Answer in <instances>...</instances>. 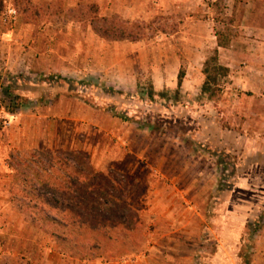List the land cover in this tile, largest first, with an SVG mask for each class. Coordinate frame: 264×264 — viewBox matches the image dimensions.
<instances>
[{"label":"rangeland","instance_id":"1","mask_svg":"<svg viewBox=\"0 0 264 264\" xmlns=\"http://www.w3.org/2000/svg\"><path fill=\"white\" fill-rule=\"evenodd\" d=\"M92 3L104 17L141 25L145 38L102 39L81 22V11ZM32 5L40 11L38 21L27 23V17L35 18ZM5 6L0 91L12 79L15 91L31 100L14 114L0 100V264H240L243 240L251 264H264V160L261 154L223 149L227 123L237 129L247 121L259 136L263 117L249 112L260 104L254 98L258 92L231 86L225 77L212 103L203 93L206 75L200 73L218 48V32L232 37L229 47H239L234 53L220 48L221 64L231 58L242 67L248 61L264 69V56L254 55L264 32L256 37L249 28L255 6L264 25V0H5ZM181 70L186 76L191 72L193 80L185 77L179 88ZM60 75L123 89L125 103L119 109L141 124L107 111L106 101L98 99L94 107L75 95L53 93L50 83ZM151 86L155 100L149 97ZM43 96L46 104L36 101ZM17 152L36 153L45 161L57 155L76 161L70 155L76 153L78 164L90 162L116 181L131 210L132 232L124 236L117 230L114 249L91 261L61 252L12 202L8 162ZM226 164L227 182L234 188H240L239 172L250 168L258 178L242 188L252 203L246 221L239 213L228 214L227 204L216 197Z\"/></svg>","mask_w":264,"mask_h":264},{"label":"trees","instance_id":"2","mask_svg":"<svg viewBox=\"0 0 264 264\" xmlns=\"http://www.w3.org/2000/svg\"><path fill=\"white\" fill-rule=\"evenodd\" d=\"M5 7V0H0V11ZM36 7H29L35 18L27 17V23L38 21L40 11H36ZM81 14V22L91 26L104 40L138 42L145 38L146 33L141 25L131 24L118 16L104 17L95 3L86 5ZM217 38L218 48L215 49L214 55L207 59L204 69L206 79L203 93L208 95L211 101L217 100L221 80L229 77L231 73L229 67L220 63V48H228L232 37L218 32ZM185 76V70H181L178 77L179 88L183 86ZM5 82L8 83H3L0 91L1 104L9 113L14 114L22 108L24 101L31 99L15 91L17 86L12 79H6ZM50 87L57 95L61 92L72 94L94 107H98V99L106 101L107 111L126 122L141 124L137 117L130 116L125 109H119L121 104L125 103V92L114 85L60 75L50 83ZM149 94L151 100H155L158 94L154 86H151ZM36 101L46 104L47 97L37 98ZM146 124L154 130L149 123ZM226 126V130L232 128L230 123ZM236 130L241 131L242 128ZM70 155L76 161H71L69 156H46L45 161L43 158L39 159L36 153L13 154L8 162L13 173L12 202L38 232L50 236L61 252L91 261L114 249V234L117 230L123 232L124 236L132 232L134 227L128 222L131 210L127 207L115 180L105 178L88 161L78 164L80 159L76 153ZM221 170L222 178L218 191L224 193L229 191L233 184L229 185L227 182L228 165ZM232 176L230 175L231 178ZM258 230L252 231L250 239L258 234ZM246 244L247 241L243 240L244 250L239 253L243 262L240 264H251Z\"/></svg>","mask_w":264,"mask_h":264},{"label":"crops","instance_id":"3","mask_svg":"<svg viewBox=\"0 0 264 264\" xmlns=\"http://www.w3.org/2000/svg\"><path fill=\"white\" fill-rule=\"evenodd\" d=\"M256 13H257V8L255 6L252 10V13L250 14L249 12V15L251 17V23H250L249 28L253 31L251 32V34L253 33V35H255L256 37H260L261 34L264 32V25L262 21L263 19L260 20ZM258 31L261 32V34L256 35L255 33ZM258 46H259V50H257L254 53V55L262 57L264 56V52H263L264 51V41L258 42ZM237 48L239 47H237V45L234 44L226 50H227V53H234L237 50ZM241 49H244L243 46H241ZM245 52H246V48H245ZM220 54L223 57L222 52H220ZM224 65L231 69V74L229 76L231 81H233V83L231 82V86L236 85L245 91L251 90L252 92H256V93L258 92L257 93L258 95H256L254 98H255V102H259L260 104L254 105L255 107H253V110L249 112L252 113L253 116L263 117V120L260 118L261 126L259 127L258 137H255L254 136L255 134H253V131L247 127L246 125L247 121L243 125L241 131H237L234 126L230 129L225 130L226 131L225 132L226 133V143H225L226 145L223 146V149L227 150V152L239 151V153H243V154L249 153V156L261 154L262 159L264 160V132H263L264 69H263V64L249 63L247 61L246 65L242 67L235 60H231L230 58L227 60V62L224 63ZM190 73L191 72H189V74L185 76L187 82L189 81L191 82V80H193L192 77L188 78ZM200 73H201V78H203V75H204L203 71H201ZM212 103H215V101ZM249 117H252V116L249 115ZM252 172L253 171L249 168L247 172L245 171L242 174L241 173L238 174L239 176L237 179L236 186H239L240 188L232 187L229 191L223 193V192L218 191L220 187L218 186L217 191H216V197L219 198V202L227 204V209H230L228 210V214H231V216L235 218L236 214L239 213L240 219L241 220L244 219L243 221H246L247 220L246 218H248L247 216H249L252 212L251 200L247 202L246 195L241 194L242 192H244L243 191L244 189L242 190V188H247L246 184H251V182H253L254 179L257 178L256 176L253 177L254 175ZM259 173L260 174L262 173L261 169L256 174H259ZM240 195L242 198H245V200L239 201V199L238 200L236 199L237 202H235V197L239 198ZM258 196L262 197L261 194ZM220 198H222V200ZM257 199H260V198L257 197ZM263 214H264V164H263ZM232 224L235 225L234 223ZM263 225H264V215H263ZM263 239H264V232H263ZM263 262H264V254H263Z\"/></svg>","mask_w":264,"mask_h":264}]
</instances>
